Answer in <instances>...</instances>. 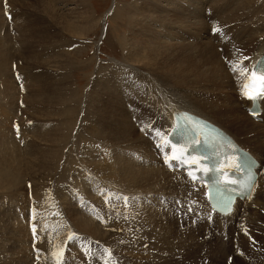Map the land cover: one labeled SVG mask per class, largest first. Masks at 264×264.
Instances as JSON below:
<instances>
[{"label":"rangeland","instance_id":"1","mask_svg":"<svg viewBox=\"0 0 264 264\" xmlns=\"http://www.w3.org/2000/svg\"><path fill=\"white\" fill-rule=\"evenodd\" d=\"M11 1L0 0L2 4H0V21H2L0 22V35H2L0 36V41L3 40L6 43L7 39L5 38L7 36L5 35H7L8 29L9 36H12L13 43L15 42L14 44L17 47L24 45V38L28 39L31 35H37L38 38L35 39L37 43L33 44L35 48L28 52L30 60H26L24 55H17V58L13 61L11 60V63L8 61V64L11 65L9 66L10 72L13 74L11 75V85L16 82V84H13L14 86L12 85L17 88L15 90L16 96L12 98L14 101L9 99L12 91H8L1 96L2 100L0 101L2 107L10 103L9 107L14 115L13 123L4 129L5 132H8L5 134L10 138L8 140H13L12 142L16 146L21 147V150L23 149L22 153L16 147V150H18L15 161L8 159L7 162V160H2L5 164L3 162L0 164V181L4 180L0 183V264H264V214L253 217L254 211L251 210L249 217L251 216V220L255 219L254 221L250 222L245 215L243 218L239 216L238 221L236 219L233 220L234 226L230 229L221 230L216 225H206L207 223H204V220L200 221L199 218L197 220L189 218V216H193L191 204L186 205V202L177 204L176 202L185 198V196L175 193L168 196L162 195L161 192L155 191L156 188L154 190L150 186H145V183L143 185V182L138 179V173L135 178L123 173L124 186L118 184L115 175L94 173V167H96L98 160L108 166L111 164L110 162H118L121 158L120 170H124L123 166L127 165L135 168L136 163L134 160L137 157L136 154H121L119 150L115 152L111 147H105L101 149V152L107 151L106 154L108 153L107 155L110 159L108 158L105 161L103 160L104 157L97 155L99 158L96 156L97 159L95 158L92 163L86 157L82 158L83 162L78 160V156L75 155L77 151L76 147L73 146V141L70 143L69 149L67 148L64 152L67 153L66 158L72 159L74 162L70 166V168L73 167L72 169L67 168L71 174L70 178H67L69 176L66 177L68 179L66 181V178H60L63 167L61 162L65 161L62 153L57 155L52 152L49 155V160L53 159V162L44 161L42 159L44 157L43 153H41L50 147L51 151L54 148V145H50L46 140L54 137L60 129L61 115L57 114H61L62 108L59 101H57V106H49L47 103L42 105L43 93L51 94L55 91L59 87L56 81L60 82V89L70 81L71 84L68 83L67 85H72L71 88L74 91L72 94H70L72 91L68 93L70 94L69 99L71 95L74 98L71 105L73 106L74 103L77 110L82 108L81 110L84 111L85 104L88 103L86 100L89 99L87 94L89 91L91 92L92 87L94 88L96 81H99L101 76L103 77L107 72L120 69V72L123 70L127 75H131L129 71L137 72V70H142L143 73L146 72L145 70H150L142 67L141 63L124 61L127 56H137V50L140 47H136L134 50L133 46L135 44L133 45V43H136V41L141 43V41L145 42L146 39L148 40V37H153L165 45L162 43L160 45L166 48L164 49L166 50L164 52L166 56L163 54L164 60L160 61L162 64L165 63V70H162L163 65L161 63L160 65L158 64L155 70L159 74L163 71L160 74L161 76H169L170 73L171 75L176 73L178 80H176L175 86L181 90L179 92L186 94L188 91L194 100L202 94H210L212 92V84L210 82L211 78L207 79L208 74L211 71L213 74L218 69L220 71V67L223 69V65H227L224 67L227 72L230 70L225 55V48L227 49L232 45L239 31L244 30L245 32V30L249 31L250 29L251 31L255 29L256 23L253 20H249L244 13L238 14L239 12H235L238 4L236 5L231 0H209L210 2L208 0H199L202 5H198L197 0H88L89 8L85 10L77 3L79 0L77 2L72 0L67 7L58 4L57 2L60 0ZM46 4H49V10L45 9ZM54 7L57 10H52ZM189 7L200 8L202 17L194 16V18L192 15L197 13H190ZM182 10H185L186 13L188 12V16L184 19L185 21L181 18H174L178 15L177 11ZM74 11L84 13L81 18L84 17L85 21L90 16L89 25L86 26L87 29L83 28L81 23H78L82 26L81 30H85L80 35H74L65 30L62 25L60 26L54 20L51 14L62 15L64 19H67L66 21H69L72 16H75L73 14ZM243 14L245 18H241ZM237 15H240V17ZM83 19H80L81 22H83ZM180 19L182 20L181 22ZM193 20L198 25L192 26V29L191 27H186V24L192 23ZM247 20H249L248 23L245 22ZM162 28H165L168 33L162 32ZM17 30L23 31L22 33L27 35L20 38L21 35H17ZM151 30H154V33ZM27 39L26 41H28ZM153 43H157V41ZM15 45L14 48L16 47ZM11 47L13 48V46ZM153 47L149 49H153ZM184 47L187 54L191 52V55H187L186 52L183 53V50V52L181 50V52L178 51ZM35 50L36 52H33ZM193 50L197 51L194 52ZM129 51L135 53L129 54ZM157 52H159L158 49ZM203 52L207 54H203ZM181 53L184 56L180 55L182 56L180 57L179 54ZM172 54L173 58L169 59L168 57H172ZM215 54L216 56L213 57ZM149 56H152L150 59L154 58L153 54H149L147 59L143 61L145 65L146 62H150V65H152ZM166 57L168 61H171L168 62ZM178 57L181 59H178ZM202 58L204 59L202 60ZM173 59L175 60L174 63L180 62H177L178 65L177 63L175 64L176 67ZM181 60L183 61L181 62ZM167 63L171 64L167 67ZM219 65L221 66L218 67ZM178 66L180 68H177ZM63 67H67V70H65L68 72ZM186 68L187 70H185ZM215 68L218 69L215 70ZM62 69L63 72L65 71L64 75L61 71ZM203 70L204 72L199 77L200 72ZM186 71L187 73L189 72L188 75ZM147 72L150 73L151 71ZM206 73L208 74L206 75ZM61 75L65 76L64 80H61ZM200 82L203 84L201 85ZM61 83L65 84L62 86ZM205 83L206 86L204 85ZM191 89L195 90V94L192 95ZM238 89L239 87H237ZM219 91L221 93L223 90ZM151 96L152 93L150 92L149 97ZM238 101L240 104L241 101ZM235 102L233 101V103ZM129 104V109L132 111L135 103ZM236 105L238 106V104ZM242 111L246 112L244 109ZM74 116H76V113ZM216 116L220 117L219 114H216ZM240 116L238 117L237 114V117L242 119L243 116ZM44 119L45 124L42 123ZM256 122H262L264 125L263 121ZM78 125L79 123L74 126L72 132L69 129L68 133L75 135L80 126ZM134 125L136 126L135 123ZM136 128L139 131L138 133L148 139L144 131L138 129L137 126ZM35 132H37L36 137L34 136ZM38 132L42 133H39L41 137ZM85 135L82 134L79 139L84 145L87 143ZM41 140L43 144H40ZM52 141L55 140L53 139ZM148 141L151 143V140L148 139ZM250 143V146L254 147L252 142ZM28 144L32 147L28 146ZM101 146L106 145L102 144ZM40 147H42L40 152L35 150ZM33 150L37 154H34ZM157 152L153 153V158L161 161ZM80 161L81 163H78ZM11 163H14V166ZM15 164L17 165L15 166ZM145 164L151 163L145 160ZM114 165L117 164L115 163ZM23 166L26 168L25 170ZM135 170L137 172V168ZM12 171L15 173H12ZM9 172L14 176L9 174ZM2 176H4L3 179ZM6 177L8 179L6 180L7 182H5ZM10 177L14 179H10ZM99 178L101 185H98ZM4 182L8 184L4 186ZM72 182L76 186L75 194L79 203L89 213H93L94 198L97 197L94 194V198H92L91 194L99 186L100 188L103 185L105 186V191L100 195V198L106 202L104 206H100L103 219L106 221L105 224L98 222L100 217L96 214L100 211L97 210L93 213V215H96L94 220L79 210L77 200L74 201L72 194L66 193L69 184H72ZM59 184H62V186ZM95 184L98 185V188L95 187ZM2 185L3 188L1 189ZM130 185L132 186L130 187ZM4 192L5 194L8 193L5 195ZM10 193L12 194L10 195ZM263 198L260 200L264 203ZM52 199L56 202V208L53 211L51 207L40 206V204L45 202H53ZM59 211H63L64 216L61 213L62 218L56 221L54 212L59 214ZM114 215L116 216L114 217ZM160 223L164 226H160ZM74 227L77 232H75ZM164 227L167 228V232ZM33 228H35V232H33ZM93 229L94 231H92ZM76 233L85 239L84 247Z\"/></svg>","mask_w":264,"mask_h":264},{"label":"bare ground","instance_id":"2","mask_svg":"<svg viewBox=\"0 0 264 264\" xmlns=\"http://www.w3.org/2000/svg\"><path fill=\"white\" fill-rule=\"evenodd\" d=\"M71 1L72 0H60L57 3L62 4L64 7H67L69 4H71L70 3ZM75 1L77 2V0H75ZM231 1L235 2L236 5L238 4L237 8L235 9L236 13L237 12H239L238 14L244 13L245 16L249 18V20H253V22L256 23L254 26L255 29L251 30V31H250V29H249V31L245 30V32H244V30L239 31L238 35L236 36V39L234 40L232 45L227 49L225 48V50H226L225 55L227 57L228 67L230 69L228 72L224 68L227 65H225V66L223 65V69L220 67L221 65H219L218 67H220V71L218 68H215V70L216 69H218V70L215 72L213 70V72H214L213 74H212V71L209 74L206 73V75L208 74L207 79L211 78L210 82L212 84V88H211L212 92L210 94H207V93L202 94V95H200L199 98L194 100L188 91L186 94H184V93L182 94L181 92H179L180 89H177V86H175L176 80H178V76L175 75L176 73H173V75H171V73H170L169 76H165V75L161 76L160 74L163 71L160 72V74H159V72H157L155 70V68L158 66V64L160 65V63H161L160 61L164 60V55H165L164 52L166 51L164 49H166V48H164L163 46H160L163 43L160 40L158 41V40L154 39L153 37H151V38L148 37L149 42L147 39L145 42L141 41V43H140V41H136V43H133V45L135 44L133 46L134 50L136 47L137 48L140 47V49L138 48L139 51L137 50V56L136 55H130V56L126 55L127 57H125L124 61H128V63L129 62L130 63H141L140 65H142V67H144L145 69L146 68L150 69V70L144 69L146 72H143V73H142V70H137V72L129 71V73L131 75H127L126 72L123 70L120 72L119 71L120 69L118 71L107 72L105 75H103V77L101 76L99 81L98 80L96 81V83L94 84V88L92 87L91 92L89 91V93L87 94V98H89V99L86 100L88 103L86 102L87 104H85L84 111L81 110L82 108L80 110H77L74 103H73V106L71 105L74 98H73V95H71L70 96L71 98L69 99V95L72 94L74 91L71 88L72 85H70V86L67 85L68 83H70V81L66 84V86L64 85L65 88H63L64 87L63 84H65V83H63V84L61 83L63 87L60 89V82L55 80L56 83L58 82L59 87H57V89L55 91H53L51 94H48L47 92L43 93V97L41 99L42 105L44 103H47L49 106L50 105L57 106V104H58L57 101H59L62 108H61V114H57L59 116L61 115V123L59 121L61 127L55 135L53 134L54 137H51L49 140H46V141H48V143L50 145L53 144L54 148L51 151V147L48 144L50 148L46 149L44 152H41V153H43V156H44L42 159L44 161H46V160L52 161L53 159L49 160V155L52 154V152H55L57 155L62 153L63 159H65V161L61 162V165L63 163V165H62L63 167L61 166L62 170L60 173V178L65 179L67 176H69L67 178H70V174H71V172H69L67 168L68 167L70 168V166H72L74 164L72 159L66 158L67 153H64L65 150H67V148L69 149L71 142L74 141L73 146L76 147L77 153L75 155L78 156V160H82L83 162H84V160L82 158L86 157V159L90 160V162L92 163L93 160H95L97 155L104 157L103 160L107 161L108 158L110 159V157L107 155L108 153L106 154L107 151L101 152V149H103L105 147H111L112 149H114L115 152H117L118 150L121 151V154L122 153L132 154V155L136 154L137 157L135 158L134 161L136 163L135 168H137V172H136L135 168L133 166H130V165L123 166L124 170H120V167H119V164L121 163V158H120V160L118 162L114 161L117 165H114L115 164L114 162H110L111 164L108 166H105L101 161L98 160L97 163L95 162L96 167H94L95 168L94 173H98V174L101 173L102 175H106V174L107 175L110 174L113 176L115 175L116 181L118 182V184H122L123 186L125 185L124 181H123L124 180L123 173L127 174L131 178L137 177V173H138V179L143 182V185L145 183V186L146 185L148 187L150 186L154 190L156 188L155 191H157L158 193L161 192L162 195L168 196V195H173L175 193V194H178L181 196H185V198L177 200L176 202H177V204H182L184 202H186V205L191 204V207L193 208L192 209L193 212H191V213H193V216L192 217L189 216V218H191L193 220H197V218H199L200 221L204 220V223L205 222L207 223L206 225H208V224L212 225L213 224L219 228H224V227L227 228L228 223L224 222V220L229 219L233 216H235V219L238 221L239 216H242V218H243V216L245 215L248 218V220L250 222H252L255 219L251 220L250 219L251 216L249 217V212L251 210L254 211L253 217L263 215L264 214V203L261 202V200L264 196V171L263 170H262L261 178L259 179L257 189H256V192H255L253 199L249 202L245 201V202H240L239 204H237L236 210L234 211V213L231 216L221 217V216L217 215L216 213H214L210 209L209 204H208V200H207L206 188L204 186H202L200 182L194 181V179H190L188 177V175L185 173V170L180 169L179 165L176 162H173L171 160L172 152H173V144L171 143L170 133H171V130L175 127L174 114L179 113L182 110H187V111L195 113V114H197V115L221 126L222 128H224L226 131H228V133H230L233 137H235L237 139V141H239L243 145L244 148L250 150L252 153H254V155L259 159L260 162L264 163V125L262 124V122H259V123L256 122L255 119H253L249 115L248 110L251 106V103L247 100V97H246V84L249 81L250 77L253 76V73L255 71V65H256L257 61L259 60V58L261 56H264V0H231ZM10 2H12V1L10 0ZM16 2H17V0H16ZM80 2H82V3H80ZM208 2H210V1L208 0ZM13 3H15V2H13ZM77 3L80 4V7H83L82 9L87 10L89 8L88 0H79V2H77ZM197 4L202 5V2H199V0H197ZM184 6H186V5H184ZM45 9L49 10V4L45 5ZM53 9H56V8L54 7V8H52V10ZM169 10H171V9H169ZM189 10H190V13L191 12L197 13L195 15H192L193 17L194 16H198V18L202 17V10L200 8L189 7ZM1 11H2V8H1ZM177 13H178V15L176 17H174L175 19L181 18L184 20L185 17L188 16L187 15L188 12L186 13L185 10L177 11ZM51 14H52L54 20L58 24H60V26L62 25L65 28V30H68L69 32H71V34H74V35L75 34L80 35V33L83 34L85 30H81L82 29L81 27L83 26V28H86V26L89 25V21H90L89 20L90 16L88 18H86V21L84 20L85 19L84 17L81 18V16H84V13H81L80 11H74L73 14H75V16H72V17L70 16L71 19L68 18L69 21H66L67 19H64V16H62V15H59L56 13H51ZM244 14L241 18L244 17ZM168 15H169V12H168ZM170 16H172V15L170 14ZM192 16H191V18H192ZM238 17H240V15ZM80 19H83V22H81ZM181 19H180V22L182 21ZM25 20H26V18H25ZM195 20H193V22ZM249 20H247L245 22L248 23ZM186 21H188V20H186ZM196 21H198V20H196ZM196 21H195V23L192 22V23L186 24L187 25L186 27H188V28L191 27V29H192V26L198 25ZM0 22H2V21H0ZM3 22H5V21H3ZM57 23H56V25H57ZM78 23H81L82 26H80ZM54 25H55V23H54ZM195 28H197V27H195ZM8 31H9V29H8ZM8 31H7V35L4 34L5 36H7V38H5V39H7L6 43L3 40H1V41H3L4 43L0 41L1 45H2V46L0 45V47H2V48H0V101L2 100L1 96L4 95L8 91H10V92L12 91V93H10L11 98H9V99H12L16 96L15 90H17V88L13 87L14 86L13 84H16V82L12 83L13 86L11 85V77H12L11 75H13V74L10 72L9 66H11V65L8 64V61H9V63H11V60L13 61L14 59H16L17 55L18 56L24 55L26 60H28L29 59L28 52L31 51V49L35 48L33 46V44L37 43V41H35V39L38 38L37 35H31L30 38H28V39L26 38L28 41H26V39L24 38L25 42L24 43L21 42L24 45L22 47H20V46L17 47L14 44L15 42L13 43L12 36H9L10 33H8ZM161 31L168 33V31H166L165 28H162ZM22 32L23 31L17 30V35H21L20 38H23L25 35H27L26 33H22ZM24 32H26V31H24ZM3 33H5V32H3ZM152 33H154V30L152 31ZM207 33H208V31H207ZM55 35H54V37H55ZM0 36H2V35H0ZM202 36H203V34H202ZM1 38H4V37H1ZM16 38H14V39H16ZM161 40H163V39H161ZM18 41H19V39H18ZM18 41H16V42H18ZM154 41H157V43H153ZM14 45L16 46L15 48H14ZM11 46H13V48ZM206 46H207V44H206ZM151 47H153V49H149ZM169 47H171V46H169ZM21 48H22V50H21ZM157 49L159 50V52H157ZM180 50L181 51L183 50L184 51V52L182 51L183 53L186 52L185 47L182 49H179L178 51H180ZM195 51H197V50H195ZM201 51H202V49H201ZM33 52H36V50ZM128 53L130 54V53H135V52L129 51ZM190 53H188V54H190ZM209 53H211V51H209ZM149 54L154 55V58H152L153 60L150 59L152 56H149V60H151L152 65H150V62H146V61H145L146 62V65H145L143 63V61L145 59H147V56ZM186 54H187V52H186ZM199 54H202V53H199ZM203 54H207V53L203 52ZM175 55H176V53H175ZM180 55H183V54L181 53V54H179V56ZM167 56H169V55H167ZM171 56L172 57H168V58L169 59L173 58V54ZM200 56H203V55H200ZM214 56H216V54L213 55V57ZM180 57H182V56H180ZM204 58H202V60ZM166 59H167V57H166ZM178 59H181V58L178 57ZM182 59H185V58H182ZM205 60H208V59H205ZM67 61H68V59H67ZM167 61H168V59H167ZM170 61H168V62H170ZM174 61L175 60L173 59V63H174ZM182 61L183 60H181V62ZM195 61H197V60H195ZM177 62H179V61H177ZM206 62H208V61H206ZM214 62L216 63V61H214ZM176 63H174V65ZM185 63H188V62L186 61ZM208 63H210V62H208ZM57 64H58V62H57ZM124 64L128 65L127 63H124ZM169 64H171V63H169ZM169 64L167 65V67L169 66ZM161 65H163L162 66L163 68L161 67L162 70H165V68H164V66H166L165 63H163V64L161 63ZM177 65H178V63H177ZM182 65H184V64L182 63ZM212 65H213V63H212ZM61 66H63V65L61 64ZM185 66H186V64H185ZM175 67H176V65H175ZM215 67H216V65H215ZM63 68L65 70L67 67H63ZM170 68H171V66H170ZM170 68H168V69L170 70ZM177 68H180V67L178 66ZM210 68H211V66H210ZM173 69L175 70V68H173ZM173 69H172V71L174 72ZM209 69H208V71H209ZM185 70H187V68ZM58 71H60V70H58ZM61 71L64 75L65 71L63 72V69ZM147 71H151V72L148 73ZM21 72H23V71H21ZM66 72H68V71H66ZM169 72H171V71H169ZM202 72H204V70L200 72L199 77H201ZM186 73H187V71H186ZM188 73H187V75H188ZM63 75H61V80L65 79V76H63ZM206 75H204V76L206 77ZM63 82H66V81H63ZM207 83L209 84L208 81H207ZM177 84L179 86V83H177ZM200 84H201V82H200ZM204 85L206 86V83ZM179 87H181V86H179ZM237 87H239L238 90H237ZM219 90H223V91H221V93H220ZM190 91H192V95L195 94L194 93L195 90L191 89ZM150 92L152 93L151 97H149ZM68 93H70V94H68ZM238 100L241 101L240 104H239ZM233 101H236L237 103L236 102L233 103ZM129 103H135L134 109L132 111L129 109V107H130ZM80 104H82V103H80ZM236 104H238V106ZM9 105H10V103H7L5 106L2 107L1 102H0V107H1L0 108V164H1V162H3L2 160H4V161L7 160V162H8V159L10 161H15L16 156H17L16 153L18 150V149L16 150V147H18V146H16V144H14L12 142L13 140L12 141L8 140L10 138L7 137L5 134L7 131L6 132L4 131V129L6 127H9V125L11 123H13L12 121L14 120V115H13V112H12L11 108L9 107ZM240 106L242 107V109ZM243 109L246 112L242 111ZM260 110H261L260 111L261 115L259 116V119L262 120L264 123V99L262 100ZM75 113H76V116H74ZM37 114H38V112H37ZM42 114L44 115V113H42ZM216 114H219L220 117L218 118V116H216ZM237 114H238V117L240 115H242L243 118L239 119L237 117ZM15 115H16V112H15ZM49 117H51V116H49ZM44 118H45V116H44ZM240 118H241V116H240ZM37 119H39V118H37ZM52 120H53V118H52ZM133 120H134V123L136 124V126L138 127V129L144 131V134L147 136V138L149 140H151V143L148 141V139L144 138V136H142V134L138 133L139 131H137V128L133 123ZM44 121H45V119L42 121L43 124H45ZM78 123L80 126L78 125L79 129H78L77 133L75 135L74 134L71 135V133H68V130L71 129L70 132H72L74 126L77 125ZM36 133L37 132H35V135H34L35 137H36ZM39 133H41V132H38V135H40V137H41L42 133L41 134H39ZM82 134H86L85 136L87 137V143L85 145L82 144V142L79 140L80 136ZM43 136H44V134H43ZM43 136H42V138H43ZM38 139L40 140L39 137H38ZM53 139L55 141H52ZM74 139H76V140H74ZM95 140H97V141L95 142ZM14 142H15V140H14ZM25 142H26V140H25ZM250 142H252L254 147L250 146V144H251ZM29 144H28V146H30ZM40 144H43L42 140L40 141ZM102 144H105L106 146H101ZM36 146H38V145L36 144ZM30 147H32V146H30ZM20 148H19V151L21 150ZM29 148H28V150H29ZM41 148L42 147L37 148V149L33 148V149L40 152ZM22 150H21V152H22ZM157 150H158V152H157ZM26 151H27V149H26ZM154 152H157L158 157H160L161 161L157 160V159L155 160V158H153ZM22 153H20V154H22ZM31 153H32V151H31ZM33 153H34V150H33ZM34 154H37V153H34ZM88 156H90V157L87 158ZM115 159H116V157H115ZM145 160L149 161L151 164H145ZM14 163H11V165L13 164L12 166H14ZM78 163H81V161ZM16 165L17 164H15V166ZM88 165H89V163H88ZM72 168H70V169H72ZM23 169L25 170L26 168L23 166ZM75 170H74V172H75ZM77 170H78V172H80L79 169H77ZM13 171H12V173H15ZM90 172H91V170H90ZM3 173H5V172H3ZM12 173L9 172V174H11V175H12ZM75 173H77V171ZM5 176H7V174ZM12 176H14V175H12ZM3 177L4 176H2V179H3ZM7 177L5 179V182H7L6 180H8ZM11 178L12 177H10V179ZM67 178L65 179L66 181L68 180ZM12 179H14V178H12ZM114 179H112V180H114ZM2 181H4V180H2ZM2 181H0V183ZM5 182L3 183L4 186L8 184V183L5 184ZM117 182H115V183H117ZM131 186L132 185H130V187ZM2 188H3V185L1 187V189ZM119 188H120V186H119ZM149 191H151V190H149ZM165 193H167V194H165ZM4 194H5V192H4ZM11 194L12 193H10V195ZM10 195L8 194V196H10ZM9 200H10V198H9ZM115 216L116 215H114V217ZM149 218H151V217H149ZM121 221H123V220H121ZM148 223H152V222H148ZM232 223H233V221H232ZM152 224H154V223H152ZM199 225H201V224H199ZM234 225L235 224H231L230 226H234ZM160 226H162V223H160ZM230 226H229V229L231 228ZM166 229L167 228H165V230ZM224 230H225V228H224ZM92 231H94V229ZM166 232H167V230H166ZM215 232H216V230H215ZM148 239H151V238H148Z\"/></svg>","mask_w":264,"mask_h":264},{"label":"snow or ice","instance_id":"3","mask_svg":"<svg viewBox=\"0 0 264 264\" xmlns=\"http://www.w3.org/2000/svg\"><path fill=\"white\" fill-rule=\"evenodd\" d=\"M218 31V30H217ZM33 232H35V228H33Z\"/></svg>","mask_w":264,"mask_h":264}]
</instances>
